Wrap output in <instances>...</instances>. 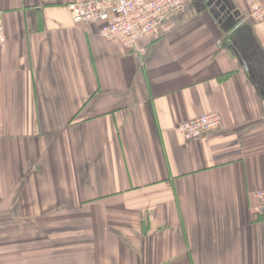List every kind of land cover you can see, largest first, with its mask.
<instances>
[{
  "label": "crops",
  "instance_id": "crops-1",
  "mask_svg": "<svg viewBox=\"0 0 264 264\" xmlns=\"http://www.w3.org/2000/svg\"><path fill=\"white\" fill-rule=\"evenodd\" d=\"M74 1L0 0V264H264V21L192 0L139 53Z\"/></svg>",
  "mask_w": 264,
  "mask_h": 264
},
{
  "label": "built area",
  "instance_id": "built-area-1",
  "mask_svg": "<svg viewBox=\"0 0 264 264\" xmlns=\"http://www.w3.org/2000/svg\"><path fill=\"white\" fill-rule=\"evenodd\" d=\"M192 0H88L67 5L76 25L100 24L99 36L106 42L118 41L126 48L144 53L138 43L153 36L161 24L171 17L183 15ZM249 17L264 21V5L260 0H244ZM7 42L0 21V47ZM221 125L217 113H208L185 121L176 128L183 139L191 142L202 138ZM255 205L252 212L264 216V189L252 193Z\"/></svg>",
  "mask_w": 264,
  "mask_h": 264
}]
</instances>
